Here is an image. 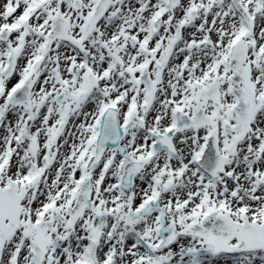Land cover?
Here are the masks:
<instances>
[{"label":"snow or ice","instance_id":"snow-or-ice-1","mask_svg":"<svg viewBox=\"0 0 264 264\" xmlns=\"http://www.w3.org/2000/svg\"><path fill=\"white\" fill-rule=\"evenodd\" d=\"M0 264H264V0H0Z\"/></svg>","mask_w":264,"mask_h":264}]
</instances>
